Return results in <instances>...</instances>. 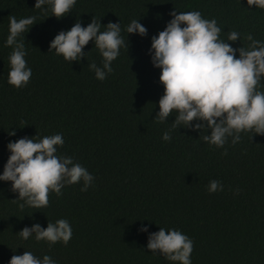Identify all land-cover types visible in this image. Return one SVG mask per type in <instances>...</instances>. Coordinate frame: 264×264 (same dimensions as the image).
Instances as JSON below:
<instances>
[{
	"label": "trees",
	"instance_id": "1",
	"mask_svg": "<svg viewBox=\"0 0 264 264\" xmlns=\"http://www.w3.org/2000/svg\"><path fill=\"white\" fill-rule=\"evenodd\" d=\"M34 4L0 0V172L10 140L61 133L57 154L71 156L94 180L86 191L80 190L82 182L66 185L60 196L49 191L47 207L39 209L19 208L11 182L0 181V264L24 251L48 254L57 264H173L146 247L148 234L160 227L178 229L192 240L191 264H264V135L241 132L239 142L232 144L229 137L217 148L199 138L207 129L173 127L175 113L155 120L163 85L148 51L151 37L174 10L215 18L225 40L229 30L264 40V9H249L246 0H75L57 19ZM9 15L35 17L21 37L32 69L22 88L7 83ZM93 17L101 31L109 21L120 22L125 40L103 81L88 68L92 62L101 65L91 41L79 61L49 51L59 31L76 21L86 26ZM133 19L146 27L145 36L124 31ZM227 42L233 48L249 43ZM164 131L170 141L161 139ZM210 180L222 183L223 190L209 193ZM61 218L72 229L67 245L49 247L17 233ZM141 225L148 232L139 231Z\"/></svg>",
	"mask_w": 264,
	"mask_h": 264
},
{
	"label": "clouds",
	"instance_id": "2",
	"mask_svg": "<svg viewBox=\"0 0 264 264\" xmlns=\"http://www.w3.org/2000/svg\"><path fill=\"white\" fill-rule=\"evenodd\" d=\"M246 3L249 9L253 6L264 9V0H246ZM74 4L75 0H35L33 8L50 10V16L60 19ZM45 5L47 9L42 7ZM170 16L163 30L151 37L148 50L153 66L160 69L159 82L163 85V94L157 102L159 111L154 119L164 122L175 113L173 127L207 129L209 134L199 138L217 148L225 145L229 137L231 143L236 144L241 139V132L264 135V85L261 83L264 81V40L254 39L251 33L241 37L235 30L227 32L226 40L220 38L221 28L216 19H206L197 10H174ZM34 21V16L8 17V34L4 41L5 47H11L7 83L16 88L26 86L32 75L21 37L35 24ZM100 28L101 23L95 17L86 26L76 21L69 29L54 36L49 51L66 61H79L85 57L83 49L91 41L99 52L101 65L92 62L88 68L96 79L103 81L106 74L113 71L111 62L118 57L125 40L120 22L109 21L103 31ZM124 31L141 37L147 34L146 27L136 19L131 20ZM238 38L249 43L233 48L227 42H235ZM194 120L197 123H191ZM8 134L15 135V131ZM36 137L23 136L6 144L9 155L0 172V181L11 182V191L18 194L14 200L21 201L18 207H47L49 191L60 196L66 185L82 182L80 190L86 191L94 177L71 156L57 154L58 146L64 143L62 134ZM161 139L170 141V132L164 131ZM223 187L218 180H210L207 191H222ZM139 231L148 232V226L141 225ZM17 233L22 240L31 237L37 242L45 241L51 247L57 242L67 245L72 229L69 222L61 218L48 221L46 227L39 223L24 226ZM146 247L173 264H191L192 240L178 229L160 227L149 233ZM7 264L57 262L48 254L40 257L24 251L12 255Z\"/></svg>",
	"mask_w": 264,
	"mask_h": 264
}]
</instances>
